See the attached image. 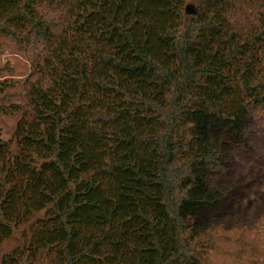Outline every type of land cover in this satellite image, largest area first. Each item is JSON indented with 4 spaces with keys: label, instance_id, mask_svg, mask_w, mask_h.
<instances>
[{
    "label": "trees",
    "instance_id": "trees-1",
    "mask_svg": "<svg viewBox=\"0 0 264 264\" xmlns=\"http://www.w3.org/2000/svg\"><path fill=\"white\" fill-rule=\"evenodd\" d=\"M0 36L38 75L0 138L1 264H202L264 110V0H0Z\"/></svg>",
    "mask_w": 264,
    "mask_h": 264
},
{
    "label": "rangeland",
    "instance_id": "rangeland-1",
    "mask_svg": "<svg viewBox=\"0 0 264 264\" xmlns=\"http://www.w3.org/2000/svg\"><path fill=\"white\" fill-rule=\"evenodd\" d=\"M247 18L249 24L255 22L254 16ZM32 54L16 39L0 36V138L12 147L17 122L28 107L25 88L38 77ZM13 103L22 110L7 111ZM243 135L245 146L232 148L226 169L210 180L225 195L197 230L202 264H264V110L248 118ZM17 236L0 247V264L17 245Z\"/></svg>",
    "mask_w": 264,
    "mask_h": 264
}]
</instances>
